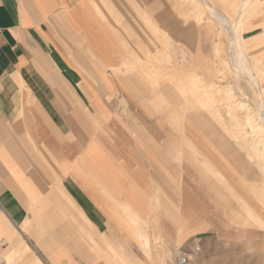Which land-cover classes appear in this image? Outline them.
I'll return each mask as SVG.
<instances>
[{"label":"crops","instance_id":"crops-1","mask_svg":"<svg viewBox=\"0 0 264 264\" xmlns=\"http://www.w3.org/2000/svg\"><path fill=\"white\" fill-rule=\"evenodd\" d=\"M126 8L0 0V264H176V251L202 264L200 250L233 245L264 256L262 148L179 109L157 75L184 90L199 74L156 68L146 37L121 32L139 25Z\"/></svg>","mask_w":264,"mask_h":264},{"label":"rangeland","instance_id":"rangeland-1","mask_svg":"<svg viewBox=\"0 0 264 264\" xmlns=\"http://www.w3.org/2000/svg\"><path fill=\"white\" fill-rule=\"evenodd\" d=\"M125 1L127 8L123 11V16L137 19L139 25L128 26L124 22L126 25L121 27V32L146 37L144 38V44L147 47L151 46L150 56L152 58H147L149 53L146 47L140 48L136 45L135 50L141 56L153 61L156 68L162 67L163 70L165 66L170 68L171 65L173 69L192 70L193 73L199 74L198 79L201 78V82L199 81L197 85L205 87L207 91L219 88L218 91L220 92L218 93L203 95L189 89L191 81L188 78L185 80L188 88L181 90L179 88L180 82L175 76L171 74H164L163 77L157 75V80L160 79L162 83H168L172 86L174 100L179 99L183 103V107L179 109L184 114L189 113L190 117L207 131L226 133L230 139H234L235 143H242V147L236 143L239 149L247 146L244 143L246 142L245 139L254 142L260 140L264 136V131L259 132L245 127L242 125V121L249 114L252 124L258 123L256 112L259 94L264 96V73H261L262 75L256 86L247 83L244 77H240L237 82L235 71L230 64L227 53L229 42L226 30L230 29L226 23L214 20L208 10V7H213L223 16H227L230 21H233L237 0H220L216 3L209 0H153L152 6L157 5V8L149 10L145 9L143 4L140 8L137 4L132 3V0ZM161 1L163 3L159 5ZM108 12L112 16L114 11ZM149 17L155 18V21H150ZM165 21L170 25H160ZM263 22L264 0H252L247 13L236 25V29L240 31L245 39L250 34L258 32H262L258 37L263 36L264 38ZM245 46L255 75H259L258 70L264 71V54L262 56L264 43L260 42L251 47L248 40H246ZM134 58H137V56L134 55ZM183 62H188V66L182 67ZM208 95H216L215 101H212V103L204 102L203 104L201 99L205 100ZM239 102L245 106L240 112L235 110ZM215 112L219 113L218 117L214 114ZM232 116L234 123L231 120ZM232 133H240L238 138L241 139L237 138V140ZM242 134H246L244 140ZM248 160L252 161L254 165L256 164L254 159L248 157ZM260 167L258 166V171L264 174V168ZM198 261L202 264H264V256L261 255L260 251L247 249L242 245H233L200 250L191 259L193 263Z\"/></svg>","mask_w":264,"mask_h":264},{"label":"bare ground","instance_id":"bare-ground-1","mask_svg":"<svg viewBox=\"0 0 264 264\" xmlns=\"http://www.w3.org/2000/svg\"><path fill=\"white\" fill-rule=\"evenodd\" d=\"M251 2H252V0H237V2L235 3L233 21H230L227 16L226 17H225V15L223 16L220 12L215 10L213 7H208V10H209L210 15L214 19L221 21L224 24L226 23L227 27L230 29V30H226L228 42H229L227 53H228V55H230L229 59H230V64H231L232 68H234L236 70V76H235L236 80L240 79V77L241 78L244 77L249 84L254 85L255 82L260 79V76L262 75L261 73H264V71L261 69L258 70V72L260 73L259 75H255L253 73H250V70L253 71V68H252L250 61L248 59V56H247L248 52H247V49L245 46V41H244V38L242 37L240 31H238L236 29V25L238 23H240L241 19L247 13ZM190 75L188 78L191 81V86L189 87V89H193L194 90L193 92H197V93L199 92L200 94H203V95H205V94L207 95V93H213L214 94L215 92L216 93L220 92V91H218L219 89H217L215 91H207L206 89H202V87L200 85L196 84V82H198V81L197 80L194 81L193 78L190 77ZM181 90H183V89H181ZM189 95H190V93H189ZM209 96L210 95H208L207 98H205V100L201 99V100H203V102H202L203 104H204V102L205 103L206 102L212 103V101L213 102L215 101L216 95H214V96L211 95L210 97ZM192 100H194V99H192ZM192 100H189V101H192ZM203 104H201V105H203ZM193 107H195V106H193ZM244 107H245L244 104L239 102V103H237L235 110L240 112L244 109ZM200 108H202V107H200ZM256 114H257V119H258L257 124H252L251 117H249V114H248L247 116L244 117V119L242 121V125L250 128L252 130L255 129L259 132L264 131V96L262 94H259ZM261 122H262V124H261ZM245 136H246V134H242L243 140H244ZM245 141L247 144V142H249L250 140L245 139ZM254 146H258V147L262 148V151L264 153V136H262V138H260V140L256 141ZM254 148H256V147H254Z\"/></svg>","mask_w":264,"mask_h":264},{"label":"built area","instance_id":"built-area-1","mask_svg":"<svg viewBox=\"0 0 264 264\" xmlns=\"http://www.w3.org/2000/svg\"><path fill=\"white\" fill-rule=\"evenodd\" d=\"M190 255L182 253L180 251L175 252V263L176 264H187V262L190 260Z\"/></svg>","mask_w":264,"mask_h":264}]
</instances>
